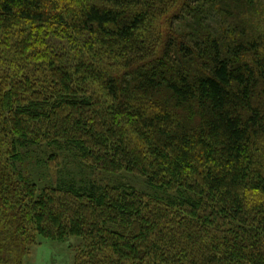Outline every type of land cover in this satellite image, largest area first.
I'll list each match as a JSON object with an SVG mask.
<instances>
[{
	"label": "trees",
	"instance_id": "1",
	"mask_svg": "<svg viewBox=\"0 0 264 264\" xmlns=\"http://www.w3.org/2000/svg\"><path fill=\"white\" fill-rule=\"evenodd\" d=\"M188 2L0 0V264H264V0Z\"/></svg>",
	"mask_w": 264,
	"mask_h": 264
},
{
	"label": "rangeland",
	"instance_id": "2",
	"mask_svg": "<svg viewBox=\"0 0 264 264\" xmlns=\"http://www.w3.org/2000/svg\"><path fill=\"white\" fill-rule=\"evenodd\" d=\"M189 6L193 5L192 0H189ZM206 23H213V19L206 15ZM161 22H163L161 20ZM187 23L180 15L178 20L174 22V30L183 27V24ZM182 25V26H181ZM167 29V25H163L161 29ZM185 28V27H184ZM182 28V29H184ZM71 159V160H70ZM44 160V157H43ZM74 161L72 157L67 156L62 163ZM75 164V163H74ZM78 165V164H77ZM30 170H28V178L41 188L45 185L56 186L61 183H66L71 180L73 176L75 179H82V183H91L98 186H110V185H130L139 191L149 192V187L145 180L141 177L134 176L132 174L123 172L120 174H109L99 170H95L84 165H78L77 168H71L69 171H55L46 173L38 165V160L32 159L30 162ZM70 167V166H69ZM71 173H74L73 175ZM79 240L77 238H69L65 241H53L47 240L41 237H37V241L34 245L28 247L27 251L23 255V264H73L76 255V246Z\"/></svg>",
	"mask_w": 264,
	"mask_h": 264
}]
</instances>
